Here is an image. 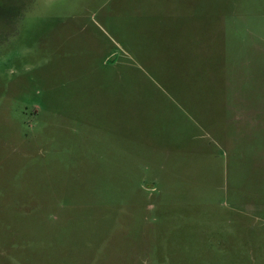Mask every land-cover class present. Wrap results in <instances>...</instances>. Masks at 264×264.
<instances>
[{
    "label": "rangeland",
    "instance_id": "rangeland-1",
    "mask_svg": "<svg viewBox=\"0 0 264 264\" xmlns=\"http://www.w3.org/2000/svg\"><path fill=\"white\" fill-rule=\"evenodd\" d=\"M6 1L0 264H264V0Z\"/></svg>",
    "mask_w": 264,
    "mask_h": 264
},
{
    "label": "crops",
    "instance_id": "crops-1",
    "mask_svg": "<svg viewBox=\"0 0 264 264\" xmlns=\"http://www.w3.org/2000/svg\"><path fill=\"white\" fill-rule=\"evenodd\" d=\"M202 18L196 21H202ZM223 26V24H221ZM188 27V26H187ZM182 26L173 22L165 28L167 35L162 37V46L169 48L167 51L171 52H185L187 48L193 45V40L200 38V36H214V45L218 47L217 39L222 38V33L218 30V19L214 18L211 24L208 23H190L189 27ZM208 39H204V41ZM138 53H146L144 49L137 50Z\"/></svg>",
    "mask_w": 264,
    "mask_h": 264
},
{
    "label": "trees",
    "instance_id": "trees-1",
    "mask_svg": "<svg viewBox=\"0 0 264 264\" xmlns=\"http://www.w3.org/2000/svg\"><path fill=\"white\" fill-rule=\"evenodd\" d=\"M20 2H21V3H24V4H23V7H24V6H25V0H20ZM3 3H4V0H3ZM6 4H7V6H9L11 9L8 10V11H6V12H5V11H2V12H1V16H5V17H7V20H8V19H10V17H13V16H14V14H15V12H14V11H15V7L12 6V3H11L9 0L6 1ZM23 14H24V13H23V11H22V12L18 15V17L20 18L21 16H23ZM18 17H17V18H18ZM19 18H18V19H19Z\"/></svg>",
    "mask_w": 264,
    "mask_h": 264
}]
</instances>
